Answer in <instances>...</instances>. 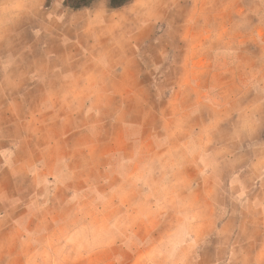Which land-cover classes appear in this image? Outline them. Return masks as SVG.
Returning a JSON list of instances; mask_svg holds the SVG:
<instances>
[{
  "label": "rangeland",
  "instance_id": "obj_1",
  "mask_svg": "<svg viewBox=\"0 0 264 264\" xmlns=\"http://www.w3.org/2000/svg\"><path fill=\"white\" fill-rule=\"evenodd\" d=\"M153 1L137 3L134 15L152 19L158 10ZM161 7L166 11L165 21L157 30L142 29L138 23L133 25V41L122 31L112 37L114 46L132 43L137 50V67L123 72H85L84 86L79 89L86 98L92 93L101 97L103 101L95 103L101 116L85 114L82 120L67 123L63 131L69 132L63 136L62 119L50 120L55 126L47 138L52 140L53 151H38L36 156L41 162H52L46 168L53 170L52 182H42L36 195L30 182L19 181L14 186L7 182L4 186L6 191L22 190L14 197L16 206L22 203L15 217L31 222L34 235L71 245L65 251L63 246H56L53 255L44 257L45 264H226L222 260L228 258V242L236 239L240 212L245 209L244 223L264 226L255 211L264 209V0H165ZM2 26L0 21V32L6 31ZM142 31L148 37L135 36ZM7 45V40H0V62L46 61L43 55L37 59L13 55ZM194 47L199 52L191 58ZM201 60L213 67L201 75L209 82L207 89L188 83L197 73L181 68L186 62ZM14 73L22 71L9 72L8 83L0 79V98L22 93L21 87L11 84ZM125 78L139 79L142 84L129 88L107 85L110 80ZM52 89L38 87L28 94L46 98ZM222 89L227 91L222 93ZM218 90L221 96H216ZM204 91L208 96H202ZM109 95L116 100L105 101ZM3 105L9 108L14 104L0 102V107ZM18 105L25 115L29 109L44 111L52 106L44 101L31 108L29 103ZM4 121L13 131L19 130L18 124L28 126L30 119ZM26 133L22 132L23 137ZM208 139L214 146L227 147L208 151L210 157L204 166L200 151L195 149ZM189 140L194 151L189 149ZM108 146L116 147L117 153L111 151L110 156ZM26 150L22 148L18 158L29 157ZM137 150L142 154V168ZM4 158L5 152H0V167ZM59 159L68 162L61 171L55 166ZM72 172L84 177L79 197L56 184L57 175L67 178ZM24 173L18 168L6 172ZM49 190L53 197L48 200ZM140 193L143 200L128 197ZM140 202L148 217L140 215ZM78 207L80 213L76 214ZM229 218L231 230H222L221 224ZM132 219L136 224L145 220L155 228L138 235L128 233L127 221ZM203 222V228L209 229H200ZM82 223L84 229L77 234L76 227ZM259 231L242 232L240 238H258L263 234ZM132 234L136 239L146 237L164 245L146 248L148 255L142 260L144 248L125 244ZM17 238L16 229L10 228L0 240L10 244ZM190 238L202 244L189 247L186 243ZM77 240H83L82 245L74 248ZM22 250L27 253L32 248L25 245Z\"/></svg>",
  "mask_w": 264,
  "mask_h": 264
},
{
  "label": "crops",
  "instance_id": "obj_2",
  "mask_svg": "<svg viewBox=\"0 0 264 264\" xmlns=\"http://www.w3.org/2000/svg\"><path fill=\"white\" fill-rule=\"evenodd\" d=\"M47 1L48 0H0V21H2L3 24L2 28L6 27V31L2 30L0 32V40L5 39L9 42L7 46L12 47V50L9 51L13 55L27 54L34 56L36 59L37 55H43L46 60L44 64L35 60H31L29 64L23 62L19 63L15 59L0 62V79L1 81L4 79L5 83H8L10 77L9 72L22 71V73H14L16 78L12 80L11 83L13 87H21L22 93L18 92V94H12L10 98H0V102L14 104L12 106L9 105V108H6L7 105L0 107V152H5V162H3V167H0V237L5 235V232L10 228H15L18 233V240L12 241L10 244H6V242L0 240V263L20 264L23 262L29 263L34 260L39 264H45L46 259L44 257L53 255L56 246H63L64 251L69 250L71 245L68 242L53 240L51 238H44L42 240L34 235V232H31V222L28 223V221H25V217L23 216L21 219H17L15 216L20 210L22 203L19 202V206H16V198L14 197L22 190L13 188L14 192L12 189L11 191H6L4 186L7 182L11 183L12 186L19 181L30 182L33 192L36 195L39 192V188H42V185L40 187L42 182L48 184L52 182L51 180L54 177L53 170L46 169L52 165V162L48 159L41 162L40 158L38 159L36 156L38 151L49 152V154L53 151L52 140L47 138L53 135V126H55L54 122L50 120L62 119V125L60 127H62L61 131L63 136V132H65L63 128L66 127L67 123L78 119L82 120L85 114L92 118L101 116L102 111L95 104L103 101L101 97L92 93L86 98L79 89L84 86L85 72H97L101 70L110 72L132 71L134 67L139 65L136 60L138 56L137 50L133 48L131 45L132 43L128 45L125 43L124 46L119 47L117 45L114 46V42L112 43L114 33L118 34L122 31V33L124 32L125 34V38L128 36V38L133 41L134 34L132 30L134 24L141 23L142 25H140V27L142 29L147 28L151 31L154 29L157 30V26L165 21L164 16L166 15V11L161 7L165 0L153 1L156 3V6L158 5V10L156 16L153 18L151 17L152 19L140 18L137 17L136 14L134 15L137 3L145 4L152 0H131L120 9H110L108 0H99L91 7L79 11H72L65 8L63 2L60 0H55L52 3H48ZM164 34H166V32ZM193 35L194 33L192 36ZM135 36L142 38L148 37L145 35L144 31L140 34L137 33ZM196 48L194 47L192 49L191 58L199 52ZM0 53H2L1 50ZM181 68L197 73L196 76H193L194 81H188V83L207 89L209 82L208 80H204L201 75L207 70H212V66H206V63L201 60L186 62ZM111 81L112 80L107 83L109 87L123 86L124 88H129L142 84L141 80L135 78H125L118 82L117 80ZM38 87H51L54 89L51 90L49 96H46V98L28 94V92L36 88L38 89ZM222 90V93L227 91V89ZM126 93L129 92L126 90ZM202 96H208V92L204 91ZM216 96H221V91L218 90ZM104 99L107 102H114V100H116L114 95H109ZM42 101L52 106L49 108L46 107L44 111L29 109L28 115L23 114L18 105L21 103H29V107L31 108L33 104ZM59 105L61 106L59 107ZM27 118L30 119L28 126L18 124L17 126L20 128H18L19 130L14 128V132L8 127L10 123L4 121L6 119ZM109 118L111 119L113 117L109 116ZM42 119L45 121H38ZM46 121L47 123H45ZM38 122L40 123L39 127H37ZM11 125H15L14 121H12ZM31 126L35 129L31 128ZM26 128H28V130ZM25 131L29 133H26L27 135L23 137L22 132L25 133ZM68 132L69 131H66L65 134L67 135ZM96 133L97 130L94 131V134ZM39 134H41V136ZM15 136L17 138H15ZM62 140L67 139L62 138ZM187 143L190 144L189 149H193L194 151V146L191 145L193 144L192 141L189 140ZM184 147H187L186 144ZM225 147H227V145L224 144H217L214 146V142L208 139L204 142V145H201L195 150L200 151L198 156L201 155V164L206 166L207 160L210 157L208 156V151L211 150L214 152V150ZM22 148L29 151V157L23 159L18 158V153ZM243 150L244 149H241V152ZM109 151L111 156V151H114L115 154L118 150H116V147L108 146V152ZM137 151L139 158L137 161L138 166L142 168V154L139 150ZM60 159L55 166L61 171L63 166H68V162L67 160L63 161ZM240 165L243 166L242 163ZM14 168H18L21 173L25 172L24 176L6 174V172L10 170L13 171ZM41 171L44 172L41 173ZM76 175L78 174L73 172L70 173L67 178H65L66 175L64 174L57 175L56 178L59 176V182L55 180L56 184L59 183V185H57L58 188L69 194L73 191L76 197H79L80 191L84 187V185L80 184H83L84 177ZM74 181L75 186L73 185ZM50 188H52V186ZM11 192L13 194L9 195L8 193ZM128 195L130 198L139 197L140 200H143L141 193ZM47 197L48 200L53 197L50 190L48 196L46 195L45 198ZM46 202L45 199V203ZM142 205H144V203L140 202L141 214H139L148 217V214L143 212ZM14 206L16 207L13 208ZM255 211L264 220V209L260 208ZM79 213L80 208L78 207L76 208V214ZM240 213L242 217L240 218L239 224L236 226V239L234 242H231L232 239L228 242V248L231 247L228 258L222 261L226 264H263L264 226L257 227L255 224L244 223L245 209ZM229 220L230 218L227 222L221 224L220 228L222 230H231ZM127 222L129 225L126 231L128 233L135 232V235H138L140 231H148L155 228L154 224H150L145 220H142L140 224H136L133 219ZM205 224L206 222L201 223L199 227L202 228L200 229H209L207 226L203 228ZM247 224L248 226H245ZM150 225H152L151 228ZM258 228L263 232L262 235H258V238L255 236L251 238L247 235H245L243 239L240 238L242 232H250L251 230L256 231ZM83 229V223L78 224L76 233L79 234ZM188 229L190 228L188 227ZM212 229L213 226H210V230ZM128 241L125 243L128 247L139 246V248H144V251H142L140 255L142 260L148 255V252L145 253L147 250L146 248H160L164 245V242L146 240V237H139L136 239L133 234ZM82 242L83 240H77L74 248L81 246ZM201 244L202 242H199L197 238H190L186 243L189 247H197ZM25 245L30 246L32 251L27 253L22 252ZM178 246L181 245L179 244ZM17 248L18 253L16 252ZM8 249L10 250L9 252H7ZM259 249L261 250L259 251ZM132 260H134V262L138 261V259L133 258Z\"/></svg>",
  "mask_w": 264,
  "mask_h": 264
},
{
  "label": "trees",
  "instance_id": "obj_3",
  "mask_svg": "<svg viewBox=\"0 0 264 264\" xmlns=\"http://www.w3.org/2000/svg\"><path fill=\"white\" fill-rule=\"evenodd\" d=\"M53 0H48L50 3ZM63 2L65 8H68L72 11H79L88 7H91L99 0H60ZM131 0H108V6L110 9H120L125 6Z\"/></svg>",
  "mask_w": 264,
  "mask_h": 264
}]
</instances>
